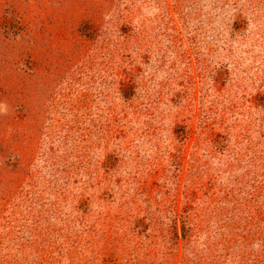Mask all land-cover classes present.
Segmentation results:
<instances>
[{
  "label": "rangeland",
  "instance_id": "rangeland-1",
  "mask_svg": "<svg viewBox=\"0 0 264 264\" xmlns=\"http://www.w3.org/2000/svg\"><path fill=\"white\" fill-rule=\"evenodd\" d=\"M0 264H264V0H0Z\"/></svg>",
  "mask_w": 264,
  "mask_h": 264
}]
</instances>
